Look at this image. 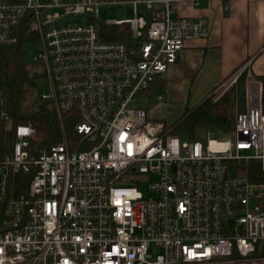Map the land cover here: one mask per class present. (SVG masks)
Segmentation results:
<instances>
[{"label":"built area","instance_id":"2783aa9c","mask_svg":"<svg viewBox=\"0 0 264 264\" xmlns=\"http://www.w3.org/2000/svg\"><path fill=\"white\" fill-rule=\"evenodd\" d=\"M179 1L0 0V46L17 44L29 25L31 62L46 84L34 97L51 103L61 128L59 142L43 144L32 124L12 125L0 84V121L13 130L0 157V264H264V180L246 173L256 161L264 174L261 105L246 100L233 139L203 144L137 102L186 41L209 34L206 17L178 14ZM117 3L133 16L98 23L99 7ZM86 13L87 23L54 26ZM100 24H126L129 39L104 40Z\"/></svg>","mask_w":264,"mask_h":264},{"label":"crops","instance_id":"0c3cea01","mask_svg":"<svg viewBox=\"0 0 264 264\" xmlns=\"http://www.w3.org/2000/svg\"><path fill=\"white\" fill-rule=\"evenodd\" d=\"M177 12L206 17L209 34L185 42L162 75L165 100L156 107L197 104L244 65L246 100L260 104L261 86L255 77L264 75V0H181ZM160 114L148 110L151 118Z\"/></svg>","mask_w":264,"mask_h":264},{"label":"trees","instance_id":"16d2710c","mask_svg":"<svg viewBox=\"0 0 264 264\" xmlns=\"http://www.w3.org/2000/svg\"><path fill=\"white\" fill-rule=\"evenodd\" d=\"M32 34V36H30ZM99 34L104 40L127 41L129 28L126 24L99 25ZM33 32L27 23L23 24L21 37L17 44L0 46V84L5 92L6 107L12 118V125L30 123L40 132L43 144L59 142L61 128L54 109L48 101L35 100L38 82L43 79V71L37 63L25 61L23 45L31 38ZM245 71L241 73L233 86L224 92L217 100L212 101V95H207L202 101L185 107L184 112L172 123V132L180 134L186 131L192 135L195 126L215 134L229 135L233 129L237 112L245 110L247 81ZM255 80L260 83V105L264 112V75H258ZM163 78L157 80L154 87H163ZM64 132L71 136L73 121L64 119ZM13 141V130L0 121V157ZM247 175L253 180H264L258 163L253 161L247 166Z\"/></svg>","mask_w":264,"mask_h":264},{"label":"rangeland","instance_id":"374dc122","mask_svg":"<svg viewBox=\"0 0 264 264\" xmlns=\"http://www.w3.org/2000/svg\"><path fill=\"white\" fill-rule=\"evenodd\" d=\"M63 1L66 3H72V2H75L76 0H63ZM53 11H54V9L49 10V12H53ZM144 12H145V9H144L143 5L139 4L138 5V14L141 15V14H144ZM133 14L134 13H133V10H132V7L130 4H127V3L104 4V5H101L99 7L98 23L105 22L107 20L131 18L133 16ZM89 21H90V15L88 13H86V14H75V15L69 14V15L62 16L61 18L56 20L54 23V26H60V25L69 24V23H71V24L72 23L83 24V23H87ZM30 36H32V34ZM137 44L136 43H130V46L136 49ZM37 48H38L37 44H34V43H26L25 45H23V58H24V60L30 62L31 61V53ZM225 82L228 83L229 80L227 79V80H225ZM232 86H233V84L228 86V88L225 90V92L227 90H229ZM45 88H46L45 82L43 80H40V82L38 83L37 89L35 91L36 94L42 93ZM156 92H157V90H155V87L153 88V90L151 91V93L149 95H144L143 92H139V94H137V102L139 105L146 108L147 111L151 110V109L160 110V113H161L160 116L157 115L156 117L153 116L152 118H154L156 120H161L167 124L174 123V121L184 112L185 107H191V106L196 104V103L195 104L194 103L189 104V102L184 101V102H180L179 106L174 105V106H169L168 108L166 106L165 107L161 106V107L157 108L156 106L159 105L158 103L161 104L163 101L157 102L156 100L153 99V97L156 95ZM250 103L252 105V101ZM179 136L181 139L193 138L195 140L202 142L203 144L206 142L207 137L219 138V139L227 137V135L224 136V135H220V134H215L211 131H205V129H203L202 127H199V126L194 127L192 135H189V133H187L186 131H181ZM228 136L231 139L234 138V135L232 133H230ZM231 165H232V163L230 161V166ZM150 179H153V176H147L146 177V181H148Z\"/></svg>","mask_w":264,"mask_h":264}]
</instances>
